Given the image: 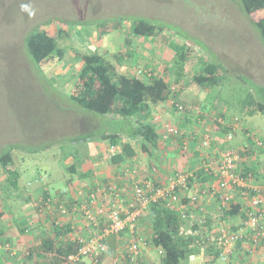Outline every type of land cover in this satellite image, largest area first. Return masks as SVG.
<instances>
[{
  "label": "rangeland",
  "instance_id": "rangeland-1",
  "mask_svg": "<svg viewBox=\"0 0 264 264\" xmlns=\"http://www.w3.org/2000/svg\"><path fill=\"white\" fill-rule=\"evenodd\" d=\"M123 15L147 16L178 26L184 37H188L186 41L190 40L187 45L193 46L192 44L197 43L201 46L202 53L209 49V53L222 61L227 69L243 74L255 83L264 84V41L259 30L244 12L240 0H0V152L9 144H20L21 147L14 149L13 154L21 172V184L29 182L30 187H41L49 181L54 182L55 187L60 188L55 191L56 200L62 198L61 193L58 194L62 189H65V194L70 193L75 184L76 195L73 194V203L80 196L82 198L89 196L93 192L92 179L87 181V178H82L83 183L90 185L83 184V187L79 188L76 174L71 171L62 172V166L67 167L64 160L72 158L73 163L79 165V158L89 156L90 152L95 150L101 149L102 154L106 155L110 146L107 140L102 139L101 134L112 130L121 131L129 126L126 119H116L113 114H97L69 97V93L74 89L72 85L79 64V61L74 60L75 51L100 48L103 52H108L107 57L111 58L110 54L125 50L123 29L113 30L100 37L96 30L91 34L90 30L83 31L81 25L73 26L75 30L71 32L72 36L67 41H61L68 46L64 59L44 63L42 71L29 54L25 53V48H22L24 35L40 21L50 18L86 21ZM76 29L82 31L81 35L77 34ZM171 38L180 37L171 31L154 39L143 40L135 37L137 42L134 46L139 54L140 63L153 66L157 64V72H162L165 67L169 68L166 74L173 80L174 90L177 91L176 104L183 106L175 110L174 101L166 100L162 102L163 108L155 109V115L167 107L164 116L169 120L164 124L166 128L164 133L167 134L171 129L177 128L175 123L179 121L177 118L180 115L188 116L187 120H181L180 125L190 129L191 133L200 136L206 134L209 129L216 131L215 120L222 117L220 116L222 112H225L227 118L236 116V110L240 108L236 87L243 83L239 81L237 75L230 74L227 77V85L217 87L214 92L200 89L191 82L196 71L190 64L186 66L180 81L176 82V72L181 68L176 65L172 69L175 63L174 54L170 52L168 54ZM73 48L75 49L72 50ZM214 57L210 59L215 61ZM65 63L67 66L63 67ZM58 69L62 71L56 72ZM212 103L220 111L211 109L209 106ZM203 112L207 113L206 117L196 122L198 115ZM241 121L236 134H233V140L229 143L236 148L246 142L248 137L246 128L252 130L250 136L256 132L264 135V115L257 113L241 118ZM180 125L178 127H181ZM179 131L184 132L182 129ZM88 137L93 139L83 141ZM138 146L140 147L139 144ZM220 147V144H216L212 149ZM254 148V152L257 153L259 149L257 146ZM111 151L109 148V152ZM142 153L143 156L141 155L138 160L130 159L127 165L120 166L109 179L113 181L107 180L102 183L98 179V183L104 184L100 186L99 191L102 193L104 186L109 182L117 191L124 192L127 189L128 193L131 176H126L121 171L127 168L129 171L133 169L132 172L138 170L141 174L138 178H143L148 171L151 172L152 167H157L156 164H152L154 161L149 156ZM260 156L261 174L264 173V153ZM187 158L188 156L181 159V162ZM106 160L103 157L104 170L108 167ZM166 160L162 156V163H158L160 168ZM45 169L49 171L46 172ZM4 176L6 175L0 174V183L7 184ZM12 192H8L10 197H7V200H16L12 207L19 210L21 207L18 206L20 202L17 200L26 199V192L19 189V197H16V191ZM2 194L0 190V196ZM213 210H217L216 205L210 204L211 215ZM215 213L218 214V211ZM79 218L81 219L80 216ZM216 219L212 224L213 232L223 223L220 217ZM229 220V224L234 226L240 222L236 217ZM140 224L143 234L150 238L149 226L142 221ZM66 238L70 240L71 235L67 234ZM125 238L127 239L128 235H125ZM110 239V246L114 247L117 239L116 237ZM30 247L31 245L25 250L26 254ZM259 254L261 258L253 264L262 262L263 252ZM146 255L150 264H160L158 249L151 248ZM238 258L242 260L241 257ZM11 263L13 264V261Z\"/></svg>",
  "mask_w": 264,
  "mask_h": 264
},
{
  "label": "trees",
  "instance_id": "trees-1",
  "mask_svg": "<svg viewBox=\"0 0 264 264\" xmlns=\"http://www.w3.org/2000/svg\"><path fill=\"white\" fill-rule=\"evenodd\" d=\"M240 2L244 12L259 30L264 41V0H240ZM77 25H81L83 31L90 30L91 34L93 30L98 31L100 37L109 34L113 30L121 31L123 29L125 32V50L121 49L110 54L111 58L107 57L108 52H103L100 48L75 51L74 60L79 61V64L75 72V81L72 85L74 89L69 93V97L73 101L88 110L101 115L113 114L116 119H126L128 121L127 124L129 126L126 129L124 128V130H112L101 134L102 139L108 141L109 148H120L110 158L111 163L119 167L125 165L137 154V149L133 145L134 140L140 145V149L155 162H152V164H156L158 167V163L161 162V157L159 158V156L164 153L161 137H164L165 134L164 132L163 134L159 133L156 120L151 118L152 107L155 104L171 99L174 101V109L179 110V106L176 104L178 102L176 100L177 91L174 90L173 80L167 77L166 74V71L168 72L170 69L160 67L163 68V71L157 72V64L154 66L153 64H141L139 54L134 46V43L137 42L135 37L143 40L154 39L166 35L170 31L175 32L180 37L179 39L171 38L168 44V54L169 52L173 53L175 58L172 69L176 65L181 68L176 72V82L180 81L181 76L185 73L186 66L189 64L194 66V71H196L191 78V82L198 85L200 89H208V91L212 92L217 87L227 85L228 75H237L239 81L243 83L236 87L239 94L237 101L240 108L236 110V116L228 118L225 112L221 111L220 116H222V119L215 120L216 132L219 131V134L223 135L219 139L230 133L236 134L237 126L242 122L241 118L253 116L257 113L264 115V84L255 83L247 76L227 69L222 61L217 60L214 55L209 53V49L202 53L201 46H198L197 43L192 44L193 46L187 45L190 40L186 41L188 37H184L178 26L159 19L155 20L141 15L135 17L123 15L86 21L50 18L40 21L27 31L22 39V48H25V53L29 54L32 61L42 71L44 63L64 59L68 46L61 41H67L72 36L73 26ZM81 32L78 31L77 34L81 35ZM211 57H214L215 61L214 59L211 60ZM66 64L63 67L67 66ZM69 64L71 65V62ZM61 71L62 69H58L56 72ZM209 107L218 110L214 103ZM205 114L207 113L203 112L198 115L199 118H197L196 122L202 120V117H206ZM235 118L237 119L236 121L234 120ZM245 132L248 134L252 130L246 128ZM205 133L213 135V130L209 129ZM172 136L183 139V133L176 134L171 132L167 138ZM259 136L264 139V135L261 136L256 132L255 137ZM197 137L199 136L196 134V142L200 140ZM244 144L246 146L244 145L240 151L241 157H245V161L241 165L242 170L245 175L252 173L256 181L259 182L260 180V183H263L264 173L260 174L259 172V160L261 158L260 154L264 153V145L259 147L258 152L255 153L254 146L256 143L254 138L249 135ZM20 147V144L12 143L4 151L0 152V174L6 175L4 177L7 182V184H4V182L0 183V190L3 192L0 196L2 200H7V197H10L8 192L16 191L15 195H17L20 189L21 172L13 154V150ZM155 153L161 154L157 155ZM195 153L197 155L200 154L199 150H195ZM76 167L77 165L73 164L69 169L74 173ZM197 168L191 167L189 170L192 175L188 178L187 186H179L177 188L180 192H182L180 189L185 188L181 198L186 207L190 202L187 194L191 192V188L198 185V190L202 191L215 179L213 172L206 171L204 168ZM159 169L161 170L160 166ZM121 173H124V170ZM94 184L95 180H93L91 187L92 191L96 193L98 187ZM230 192L234 194V198L230 201L228 200L229 207L225 209L224 219L226 217L237 218L243 205L239 194L235 190ZM72 204L73 202L70 201L65 205L69 206ZM142 216V222L149 226L151 232L149 238L150 247L161 251L159 253L160 264H237V262L238 264H253L254 262L257 263L261 258V254H258L259 252L249 256L241 248L243 243L238 242V246L233 253L226 260H223L221 256L223 246H219L213 238L214 226L209 229L210 235H206L204 228L198 222L194 223L191 217L188 218L190 221H187L186 218H183V213L175 205H167L163 199L151 202ZM239 216L241 217V212ZM55 222L52 224L54 225L52 226L54 227L52 231L43 232L38 237L37 242L29 248L25 258L31 264H65L69 255L78 250V242L76 240H68V237L66 238L67 234L72 232L70 228L65 227L61 222L56 224ZM190 222H192L191 225ZM210 222L209 219L208 225H210ZM189 227L191 232H188ZM234 228L236 227L234 226ZM112 248H110V252L113 251ZM243 253H246L245 255L247 256L243 255ZM198 256L202 258L195 259ZM238 256L243 261L239 260ZM102 259L105 264H113L111 254ZM143 259L142 261L144 262L145 259Z\"/></svg>",
  "mask_w": 264,
  "mask_h": 264
},
{
  "label": "built area",
  "instance_id": "built-area-1",
  "mask_svg": "<svg viewBox=\"0 0 264 264\" xmlns=\"http://www.w3.org/2000/svg\"><path fill=\"white\" fill-rule=\"evenodd\" d=\"M179 108L183 106L180 105ZM171 132L180 133L178 128L171 129L169 133ZM164 134V138H167L168 134ZM248 135L250 136V133ZM251 137L254 138L257 148L264 145L262 137H255L254 134ZM199 139L197 150L201 160L197 169L204 168L213 172L215 179L202 191L198 190V185L191 188V192L187 194L190 198L187 207L181 198L185 188L180 189L182 192L177 188L187 186L191 172L174 171L166 174L156 166L143 178H138L141 175L138 170L134 172L133 169L129 171V168L124 170L126 176H131L129 194L127 189L124 192L117 191L113 184L108 182L102 193L98 187L96 193L92 192L88 197L69 206L60 204L57 208L50 198L41 196L36 199L34 205L40 211L44 209L50 214L59 213L60 216L79 215L83 219V230L76 234L70 233V240H76L79 247L76 252L69 255L65 264H105L102 258L109 254L113 264H150L146 255L151 249L150 239L140 229V222L143 221L142 215L149 204L160 199L165 200L167 205H175L187 221H190L188 218L191 217L194 223L198 222L206 235H210L209 229L214 222L212 218L210 219V204L216 202L218 215L223 223L212 234L217 244L223 246L221 255L223 260L233 253L238 242H242L243 247H240L249 256L263 252L261 263L264 264V182L256 181L252 173L245 175L242 170L241 165L245 157H241L240 151L246 144L239 148L231 147L229 143L233 140V133L218 140H214L212 135L206 133L200 135ZM214 144H220L221 148L214 151L212 149ZM186 148L188 143L184 141V149ZM111 149L112 154L117 152L115 147ZM231 190L239 194L243 204L239 210L241 217L237 216L240 222L235 224L236 228L229 224L231 217L223 218L229 201L234 198ZM57 219L59 218L53 221H56L55 224L60 223ZM209 219L210 225L207 223ZM188 232H191L190 227ZM125 235H128L127 239ZM112 236L116 237L117 243L110 252L109 238ZM158 252L161 253L160 250ZM200 257L195 259H201Z\"/></svg>",
  "mask_w": 264,
  "mask_h": 264
},
{
  "label": "crops",
  "instance_id": "crops-1",
  "mask_svg": "<svg viewBox=\"0 0 264 264\" xmlns=\"http://www.w3.org/2000/svg\"><path fill=\"white\" fill-rule=\"evenodd\" d=\"M163 108V103H158L153 105L152 107V119H155L157 122V128L159 130V133L166 132V128L164 127L166 124V110L159 112L155 115V109ZM179 113V112H178ZM188 116L180 115L177 119L179 121H176L175 125L180 130H184L183 132V139H180L178 137H168L165 139L164 137H161V143L162 146H164V155L161 154L159 156L161 163H162V156L163 159H167L166 162L163 163L161 167V171H163L166 174H170L173 171H189L191 167L196 168L200 164V154H196L195 150H197L199 146V140L197 142L195 141V133H191L190 129H186L182 127L183 125H180L181 120H187ZM169 121V120H168ZM171 122V121H170ZM181 127H178V126ZM218 132V133H217ZM213 131V138L214 140H218L222 134H219V131ZM161 134V136H162ZM198 139V138H197ZM183 141H186L188 143V148L184 149ZM133 142L136 143L134 140ZM135 148L137 149V154L135 157L131 158L134 160H138L141 155L143 154L138 144H133ZM216 145V144H214ZM117 151H119V147H115ZM221 148V147H220ZM214 151H218V149H213ZM158 155V153H155ZM112 153L109 152V147L107 148L106 155H103L101 152V149L95 150L93 152H90L89 156H82L79 158L80 164L77 165L76 170L74 174L77 175L78 182H79V188L83 187V184L90 185L88 183H83L82 178H87L88 180H95L96 187H99L101 183H98V179L100 182L104 183L107 180L112 178V174L114 172H117L119 166L116 164L111 163ZM143 156V155H142ZM187 159H184V162H181V159L187 157ZM103 157L106 158L108 167L106 170H104L103 167ZM72 158H67V161L64 160L65 164H67V167L62 166L61 169L62 172H68L70 171L69 167L75 163L74 160L72 161ZM83 161V163H82ZM71 165H70V163ZM129 163V162H127ZM127 163L125 165H127ZM174 169V170H173ZM46 172L49 170L45 169ZM50 173V172H49ZM111 177V178H110ZM113 181V180H109ZM28 183H22L21 180L19 183L20 190H23L26 192V199L18 201L20 204L18 206L21 207V209H15L12 207L13 203L15 201H9V200H2L0 198V264H12L11 261H13V264H31V262L25 258L26 252L25 250L29 245H33L37 242L38 237L43 234L45 231H52V224H54V219L59 218V220L65 227L70 228L72 232L79 233L83 230V220L79 218L78 215L75 216H60L59 213L57 214H50L47 210H39L35 207V200L39 197H47L50 198L52 203L56 204L57 208L60 204H67L73 199V194H75V186L72 188V193L65 194V189H62L58 194L62 198L56 200L55 191L59 190L60 188H56L54 185V182H47L46 185L41 187H30L28 186ZM31 183V182H30ZM86 188V187H85ZM69 189V187H68ZM86 190V189H85ZM16 197H19V193H17ZM77 198V197H76ZM82 199V196L78 198ZM80 199V200H81ZM12 200V199H10ZM57 201V202H56ZM10 202V204H9ZM217 204L216 202H213ZM217 209V208H216ZM58 211V209H57ZM11 212V213H9ZM217 210H213V216H210V219L212 218L215 222L216 217H220L218 214H216ZM222 220V219H221ZM45 225V226H44ZM44 226V227H43ZM56 226V225H55ZM67 234V233H66ZM113 237V236H112ZM113 239V238H112ZM115 239V238H114ZM109 238V243H110ZM148 258V257H147ZM155 264V263H154Z\"/></svg>",
  "mask_w": 264,
  "mask_h": 264
},
{
  "label": "water",
  "instance_id": "water-1",
  "mask_svg": "<svg viewBox=\"0 0 264 264\" xmlns=\"http://www.w3.org/2000/svg\"><path fill=\"white\" fill-rule=\"evenodd\" d=\"M88 139H93V137H88V138H85V139H83V141H85V140H88ZM202 256V255H201Z\"/></svg>",
  "mask_w": 264,
  "mask_h": 264
},
{
  "label": "clouds",
  "instance_id": "clouds-1",
  "mask_svg": "<svg viewBox=\"0 0 264 264\" xmlns=\"http://www.w3.org/2000/svg\"><path fill=\"white\" fill-rule=\"evenodd\" d=\"M37 181V180H36Z\"/></svg>",
  "mask_w": 264,
  "mask_h": 264
}]
</instances>
